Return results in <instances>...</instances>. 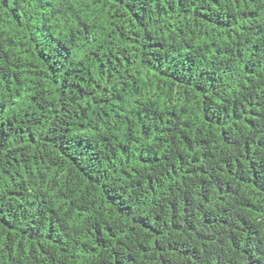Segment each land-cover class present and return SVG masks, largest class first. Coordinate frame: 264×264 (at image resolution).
<instances>
[{
    "label": "trees",
    "instance_id": "obj_1",
    "mask_svg": "<svg viewBox=\"0 0 264 264\" xmlns=\"http://www.w3.org/2000/svg\"><path fill=\"white\" fill-rule=\"evenodd\" d=\"M0 264H264V0H0Z\"/></svg>",
    "mask_w": 264,
    "mask_h": 264
}]
</instances>
